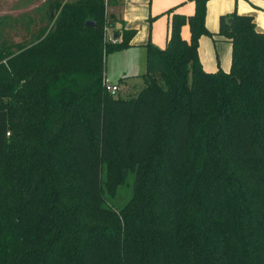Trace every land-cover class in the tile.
Returning a JSON list of instances; mask_svg holds the SVG:
<instances>
[{
	"label": "trees",
	"instance_id": "trees-1",
	"mask_svg": "<svg viewBox=\"0 0 264 264\" xmlns=\"http://www.w3.org/2000/svg\"><path fill=\"white\" fill-rule=\"evenodd\" d=\"M192 1L118 97L106 59L136 32L114 31L105 0H48L19 43L0 17V264H264V33L223 16L232 67L208 73L210 0Z\"/></svg>",
	"mask_w": 264,
	"mask_h": 264
},
{
	"label": "crops",
	"instance_id": "crops-1",
	"mask_svg": "<svg viewBox=\"0 0 264 264\" xmlns=\"http://www.w3.org/2000/svg\"><path fill=\"white\" fill-rule=\"evenodd\" d=\"M109 9L115 18L114 31L121 34L123 30L136 32L130 48L106 59V81L125 91L126 84H121V80L136 83L138 76L147 70V45L152 43L165 48L172 16H190L195 6L192 0H121L119 5ZM233 13L251 17L256 30L264 33V0H210L207 3L206 27L212 36H203L198 49L202 66L208 73L231 70L233 46L220 35V19L223 16L229 18ZM182 37L190 40L188 25L183 27Z\"/></svg>",
	"mask_w": 264,
	"mask_h": 264
},
{
	"label": "rangeland",
	"instance_id": "rangeland-1",
	"mask_svg": "<svg viewBox=\"0 0 264 264\" xmlns=\"http://www.w3.org/2000/svg\"><path fill=\"white\" fill-rule=\"evenodd\" d=\"M47 1L48 0H0V17L7 15L13 16L17 19L19 24L16 30L11 33L10 39L19 43L21 39L31 36L38 27L39 21L46 11ZM105 4L108 7L107 15L110 19L112 15L109 8L112 7V4L109 0L106 1ZM106 26L109 28L108 24H106ZM111 33L112 31L110 30V36ZM133 184L134 176H131L127 184L118 188L115 194H106V206L116 211L123 209L132 199Z\"/></svg>",
	"mask_w": 264,
	"mask_h": 264
},
{
	"label": "built area",
	"instance_id": "built-area-1",
	"mask_svg": "<svg viewBox=\"0 0 264 264\" xmlns=\"http://www.w3.org/2000/svg\"><path fill=\"white\" fill-rule=\"evenodd\" d=\"M105 1H108V0H105ZM109 34H110V29L106 26L105 27V37L107 41L113 44L119 43V40L115 38V36L112 33H111V36ZM104 88L112 97H118V94L121 91V88L118 85L109 84L106 80L104 82Z\"/></svg>",
	"mask_w": 264,
	"mask_h": 264
},
{
	"label": "water",
	"instance_id": "water-1",
	"mask_svg": "<svg viewBox=\"0 0 264 264\" xmlns=\"http://www.w3.org/2000/svg\"><path fill=\"white\" fill-rule=\"evenodd\" d=\"M92 26H94V23H92V22L86 23V27H92ZM115 38H117V35H115Z\"/></svg>",
	"mask_w": 264,
	"mask_h": 264
}]
</instances>
